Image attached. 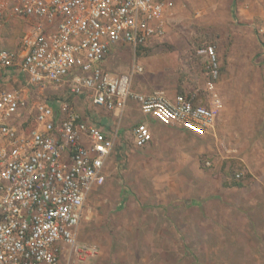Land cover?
Here are the masks:
<instances>
[{
  "label": "built area",
  "instance_id": "built-area-1",
  "mask_svg": "<svg viewBox=\"0 0 264 264\" xmlns=\"http://www.w3.org/2000/svg\"><path fill=\"white\" fill-rule=\"evenodd\" d=\"M171 0H0L4 14L25 19L14 49H0V72L16 69L19 86L0 82V264H69L97 254L77 232L90 190L104 183L106 163L119 137L107 131L95 110L121 116L129 101L147 118L130 137L140 148L152 140L150 120L195 136L213 132L221 100L209 86L198 91L133 88L143 66L128 73L105 67L120 45L135 53L164 35ZM264 51V17L254 26ZM204 73L219 76L215 46L196 47ZM68 94L47 98V89ZM83 98L95 109L82 114L72 104ZM74 100V101H73ZM106 126V125H105ZM204 164L212 166L213 159ZM242 172L236 171L234 178ZM65 258L63 263L61 258Z\"/></svg>",
  "mask_w": 264,
  "mask_h": 264
},
{
  "label": "rangeland",
  "instance_id": "rangeland-1",
  "mask_svg": "<svg viewBox=\"0 0 264 264\" xmlns=\"http://www.w3.org/2000/svg\"><path fill=\"white\" fill-rule=\"evenodd\" d=\"M171 1L174 15L166 19L162 37L139 54L120 45L103 64L121 73H128L134 62L141 64L143 72L134 76L135 90H139L136 85L143 91L162 87L175 94L197 90L203 98L213 80L204 73L202 59L195 49L203 42L213 44L220 63V76L213 85L222 98L215 128L205 136H185L182 130L156 132L149 124L152 140L137 148L131 142L130 131L143 121L138 104L132 101L129 108L126 105L120 117L107 113L106 116L114 117L104 119L113 120L114 126L120 122V137L106 163L104 183L93 187L87 195L77 232L79 242L97 246V254L83 259L75 257L69 264H153L149 254L157 244H141L135 237V228L125 225V210H114L118 196L114 198L113 192L118 189L141 187L150 192L177 183L192 185L203 191L199 195L201 202L216 206L215 217L264 220V51L254 28L264 15V0H242L245 6L253 3L257 8L258 15L248 20L239 14L235 0ZM26 28L25 19L4 14L0 19V46L14 49ZM3 78L1 71L0 82L9 88L19 86L15 75ZM44 94L53 98L68 92L65 88H50ZM71 106L84 116L91 117L95 110L83 98H76ZM120 141L125 146L120 154L122 161L117 157ZM206 158L213 159L212 166H205ZM236 171L242 172L240 178H234ZM103 187L115 190L99 194ZM150 197L151 194L140 196L146 203ZM61 261L65 263L66 259ZM170 261L165 260L166 264ZM190 261L196 263L197 258Z\"/></svg>",
  "mask_w": 264,
  "mask_h": 264
},
{
  "label": "crops",
  "instance_id": "crops-1",
  "mask_svg": "<svg viewBox=\"0 0 264 264\" xmlns=\"http://www.w3.org/2000/svg\"><path fill=\"white\" fill-rule=\"evenodd\" d=\"M235 1L236 8L244 19L248 20L258 15L257 8L253 3L245 6L244 1ZM248 2L246 1V4ZM171 15H174V10L168 11L167 18ZM263 17L264 15L258 19L254 26ZM115 53V49H112L110 55ZM144 80H148V78H144ZM215 80L212 81L213 84L217 82ZM213 84L210 87L222 100L219 90ZM136 89L143 91V88H139L137 85ZM167 94L170 97L175 95L173 91H168ZM198 98L203 99L199 97V92ZM130 103L133 102H128V108ZM94 112L97 116L103 117L100 122L109 129H115L120 137V122L116 120L117 123L114 126V121L109 120L114 115L106 116L107 112L102 110ZM104 116L109 119H104ZM141 118L142 120L147 119L143 114H141ZM150 125L156 132L159 129L173 130L176 133L182 130L183 135H191L181 128L165 126L154 120H150ZM123 147L125 146L120 141L117 147L119 148L117 157L121 161L122 155L120 154ZM114 190V187H103L99 189V194L112 193ZM202 192L192 185L182 186L178 183L165 189H151L150 192L141 187L118 189L113 192L114 198L118 196L114 210H125L128 221L125 225L131 224L135 228V237L141 244L145 242L157 244V248L150 249L149 255L152 260L154 259L153 264H166L165 260L167 259L171 260L170 264H264V220L215 217L213 213L216 214V206L201 202L202 199L199 195ZM148 193L151 194V197L150 202L146 203L140 196L149 195ZM192 194L197 197L191 196ZM142 248L145 247L142 246ZM191 258H197V262L191 263Z\"/></svg>",
  "mask_w": 264,
  "mask_h": 264
},
{
  "label": "trees",
  "instance_id": "trees-1",
  "mask_svg": "<svg viewBox=\"0 0 264 264\" xmlns=\"http://www.w3.org/2000/svg\"><path fill=\"white\" fill-rule=\"evenodd\" d=\"M0 49H8V48H4V47H1V46H0ZM142 49H146V47H145V46H142V45L137 46V47H136V51H135V53L139 54V53L141 52ZM195 53H196V49H195ZM219 72H220V66H219ZM3 74H4V78H3V79H8L9 76L16 75V69H14V68H8V69H6V70L3 72ZM3 79H2V80H3ZM180 92H181V91H180ZM180 92H179V93H180ZM201 101H202V104H207V102H206V97H205V98L203 97V99H202ZM223 185H226V184L223 183Z\"/></svg>",
  "mask_w": 264,
  "mask_h": 264
}]
</instances>
